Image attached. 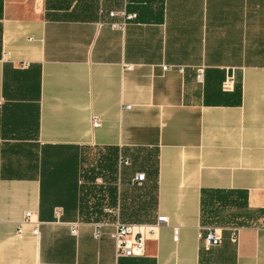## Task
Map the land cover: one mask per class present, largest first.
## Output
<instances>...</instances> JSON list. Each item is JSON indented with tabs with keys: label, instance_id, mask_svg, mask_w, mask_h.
I'll use <instances>...</instances> for the list:
<instances>
[{
	"label": "crops",
	"instance_id": "1",
	"mask_svg": "<svg viewBox=\"0 0 264 264\" xmlns=\"http://www.w3.org/2000/svg\"><path fill=\"white\" fill-rule=\"evenodd\" d=\"M0 264H264V0H0Z\"/></svg>",
	"mask_w": 264,
	"mask_h": 264
},
{
	"label": "built area",
	"instance_id": "2",
	"mask_svg": "<svg viewBox=\"0 0 264 264\" xmlns=\"http://www.w3.org/2000/svg\"><path fill=\"white\" fill-rule=\"evenodd\" d=\"M125 22L128 20H132L134 15H122ZM125 23H121L120 25H113L114 28L123 29ZM234 85V78L232 75H229L225 78L222 83L223 91H232ZM129 107H124V109H128ZM100 126V121L98 118L92 119V127L97 128ZM122 164H127L125 161H121ZM145 179V175L143 173L135 174L133 178V183L135 185H141ZM30 213H26L24 219L21 221L20 225L27 224L29 220ZM167 221L163 217H158L156 222L153 225H130V224H122L116 223V229L114 233L111 235L112 239L115 243L116 255L122 257H135L140 256L143 253L145 238L147 235L151 234L157 227L161 225H166ZM37 230L34 229L33 233L36 234ZM72 233L75 234V228L72 229ZM99 231H96L94 234L97 237ZM177 229L174 228V236L173 239L176 241L177 237ZM230 238L232 241L236 240V229H231ZM202 240L204 246L208 249L211 247H215L219 245L221 236L218 233V230L212 226L205 228V233L202 236Z\"/></svg>",
	"mask_w": 264,
	"mask_h": 264
},
{
	"label": "trees",
	"instance_id": "3",
	"mask_svg": "<svg viewBox=\"0 0 264 264\" xmlns=\"http://www.w3.org/2000/svg\"><path fill=\"white\" fill-rule=\"evenodd\" d=\"M235 195L236 202L235 204L240 208H244L246 194L244 192H224V191H212V192H202V199H201V207H202V213L205 215V208L208 212V217H214L216 216V211L212 209L213 204H218L219 206L225 207L229 205H233L234 202H230L229 199L231 196ZM248 212V211H247ZM242 216V215H241ZM244 219H246L244 222H246L249 218H247V214L245 215Z\"/></svg>",
	"mask_w": 264,
	"mask_h": 264
},
{
	"label": "rangeland",
	"instance_id": "4",
	"mask_svg": "<svg viewBox=\"0 0 264 264\" xmlns=\"http://www.w3.org/2000/svg\"><path fill=\"white\" fill-rule=\"evenodd\" d=\"M88 164H89V163H88ZM239 213H240V215H242V216L245 215L244 212H243V210H240ZM249 215H250V214H249ZM249 215H247V218H249ZM250 219H251V218H250ZM250 219H248V223H249ZM244 221H245V220H244ZM144 222H146V221L144 220ZM217 222H218V221H217ZM244 223H245V222H244ZM222 224H223L222 222H221V223H220V222H218V223H214L215 226L222 225Z\"/></svg>",
	"mask_w": 264,
	"mask_h": 264
}]
</instances>
